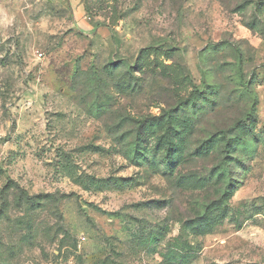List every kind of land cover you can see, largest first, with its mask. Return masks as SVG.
<instances>
[{"label": "rangeland", "instance_id": "obj_1", "mask_svg": "<svg viewBox=\"0 0 264 264\" xmlns=\"http://www.w3.org/2000/svg\"><path fill=\"white\" fill-rule=\"evenodd\" d=\"M76 2L0 0V264H264V0Z\"/></svg>", "mask_w": 264, "mask_h": 264}, {"label": "trees", "instance_id": "obj_2", "mask_svg": "<svg viewBox=\"0 0 264 264\" xmlns=\"http://www.w3.org/2000/svg\"><path fill=\"white\" fill-rule=\"evenodd\" d=\"M240 123H243V122H240ZM238 126L240 125H236L234 127V129H237ZM140 131L141 133L143 134L144 133V127H145V124H141L140 123ZM173 131H176L177 134H178V131L177 130H173ZM227 132L228 131H218L216 132L214 135H212L211 137H209L206 141L202 142L201 143V147H199L197 149V152L196 153H199L201 151V156L202 155H206L207 153H209L210 151H214L217 147L219 146H222L223 147V151L224 153H226L227 155H229L231 152H232V147H233V143L232 141L230 140V138L227 136ZM175 134H170L169 135V138L171 139L170 141V147L167 148V168L170 170V171H174L175 168L177 167V165L179 164V157L177 156V153H179V148H181L179 145V147L177 148L176 147V142H175V137H174ZM218 136V138H217ZM165 137H167L165 135ZM225 139L226 142L223 140ZM185 137L183 138V142H185ZM169 141V139H168ZM164 141L162 140V137L160 138L159 142H158V146L159 147H163L164 146ZM176 147V151L174 152L173 154V150L174 148ZM220 165H218L219 167ZM12 185V183H8L1 191V194L2 195H6L5 193L10 189L12 188L13 186H10ZM237 190V186L236 187H233V191H236ZM232 191V192H233Z\"/></svg>", "mask_w": 264, "mask_h": 264}, {"label": "crops", "instance_id": "obj_3", "mask_svg": "<svg viewBox=\"0 0 264 264\" xmlns=\"http://www.w3.org/2000/svg\"><path fill=\"white\" fill-rule=\"evenodd\" d=\"M70 1H71V3H72L73 5L76 6L78 13H80V9L78 8V3L76 2V0H70ZM78 13H77V14H78Z\"/></svg>", "mask_w": 264, "mask_h": 264}, {"label": "built area", "instance_id": "obj_4", "mask_svg": "<svg viewBox=\"0 0 264 264\" xmlns=\"http://www.w3.org/2000/svg\"><path fill=\"white\" fill-rule=\"evenodd\" d=\"M44 57V54L42 52L37 53V58L42 59Z\"/></svg>", "mask_w": 264, "mask_h": 264}]
</instances>
